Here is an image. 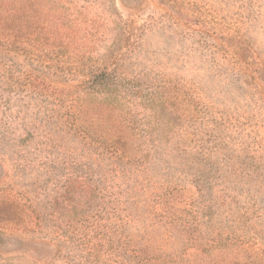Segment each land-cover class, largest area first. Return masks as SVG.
Returning <instances> with one entry per match:
<instances>
[{"label": "rangeland", "instance_id": "rangeland-1", "mask_svg": "<svg viewBox=\"0 0 264 264\" xmlns=\"http://www.w3.org/2000/svg\"><path fill=\"white\" fill-rule=\"evenodd\" d=\"M0 28V264H264V0H0Z\"/></svg>", "mask_w": 264, "mask_h": 264}, {"label": "trees", "instance_id": "trees-1", "mask_svg": "<svg viewBox=\"0 0 264 264\" xmlns=\"http://www.w3.org/2000/svg\"><path fill=\"white\" fill-rule=\"evenodd\" d=\"M15 10L17 12H21L23 10V8L22 7H18ZM23 13L25 14V16L22 19L21 18L19 19L18 24L16 25V27H20V28H22V27H25V28L31 27V23H32L33 20L28 21V19L32 18L33 16L30 15L25 10L23 11ZM0 31H1V28H0ZM2 31H4V30H2ZM0 36L2 37V34H0ZM26 36H27L28 40L31 41V42H33L36 39L35 38V33L32 34V33L29 32V30H27Z\"/></svg>", "mask_w": 264, "mask_h": 264}]
</instances>
